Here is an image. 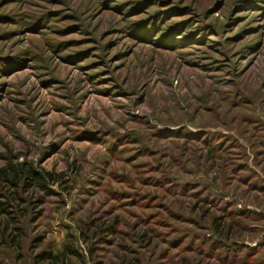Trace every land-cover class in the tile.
<instances>
[{
  "label": "rangeland",
  "instance_id": "rangeland-1",
  "mask_svg": "<svg viewBox=\"0 0 264 264\" xmlns=\"http://www.w3.org/2000/svg\"><path fill=\"white\" fill-rule=\"evenodd\" d=\"M5 167L0 264H264V0H0Z\"/></svg>",
  "mask_w": 264,
  "mask_h": 264
},
{
  "label": "trees",
  "instance_id": "trees-1",
  "mask_svg": "<svg viewBox=\"0 0 264 264\" xmlns=\"http://www.w3.org/2000/svg\"><path fill=\"white\" fill-rule=\"evenodd\" d=\"M8 167H5V168H1L0 169V176L1 175H6V170H7ZM9 170L13 171L14 173V177L12 179H6L5 181L7 183H11L12 187H14L15 189H18L19 188V178H18V173L20 174L21 172H19L17 170V168H13V166H9ZM36 177H39L41 179V177L37 174H34V178ZM27 179V177L25 178ZM33 180V179H32ZM41 185V187H43L42 184H39ZM6 207H8L7 204H3V203H0V217L1 215H10V212H8L6 210ZM3 229H5L3 227ZM64 253H69L70 255L72 254H75L73 251L71 250H64L63 253H59V254H53L51 252H42L40 254H37L35 256V258L37 259V264H57V262H59L58 264H63V261H64V257L62 256Z\"/></svg>",
  "mask_w": 264,
  "mask_h": 264
}]
</instances>
